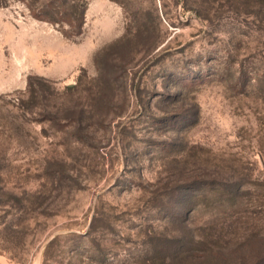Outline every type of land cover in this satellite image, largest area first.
<instances>
[{"label": "rangeland", "instance_id": "rangeland-1", "mask_svg": "<svg viewBox=\"0 0 264 264\" xmlns=\"http://www.w3.org/2000/svg\"><path fill=\"white\" fill-rule=\"evenodd\" d=\"M87 1L1 0L0 264L264 252V0Z\"/></svg>", "mask_w": 264, "mask_h": 264}, {"label": "trees", "instance_id": "trees-1", "mask_svg": "<svg viewBox=\"0 0 264 264\" xmlns=\"http://www.w3.org/2000/svg\"><path fill=\"white\" fill-rule=\"evenodd\" d=\"M26 3L30 8L32 16L42 22H47L53 25L61 26V32L68 39H76L83 34L84 25L86 23V11H87V0H43L40 8H35L37 1L39 0H21ZM0 4L5 6L6 3H2L0 0ZM46 83L47 80L43 79ZM33 86V78H29L28 89L30 90ZM195 184H203L206 186V190L213 189L214 185L212 181H199ZM236 187L233 189L225 191L224 189H220L217 192V198L222 199L227 196H236L233 195V192ZM234 190V191H233ZM212 191V190H211ZM254 242V241H253ZM252 242V244H253ZM257 242V241H255ZM261 246H252L253 253L250 258H243L239 264H264V252L260 250ZM177 255V254H176ZM222 255V254H221ZM170 257L172 263H175L174 255ZM167 259V257H165ZM202 259H206L209 264H215L213 260L216 261V264H233L229 258L225 259L220 257L219 255H212L206 253L202 255H195L193 253V264H201L199 262H203Z\"/></svg>", "mask_w": 264, "mask_h": 264}]
</instances>
